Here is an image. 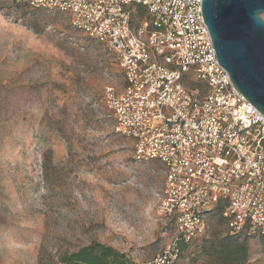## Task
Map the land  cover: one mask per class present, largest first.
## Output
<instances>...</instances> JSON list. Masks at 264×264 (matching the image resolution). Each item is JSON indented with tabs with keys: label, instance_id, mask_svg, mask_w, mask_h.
I'll return each mask as SVG.
<instances>
[{
	"label": "rangeland",
	"instance_id": "374dc122",
	"mask_svg": "<svg viewBox=\"0 0 264 264\" xmlns=\"http://www.w3.org/2000/svg\"><path fill=\"white\" fill-rule=\"evenodd\" d=\"M123 83L69 17L0 0V264H56L93 241L137 264L171 251L175 228L155 208L163 166L134 160L103 106L105 86ZM222 217L173 264H222ZM248 241L245 264H264V236Z\"/></svg>",
	"mask_w": 264,
	"mask_h": 264
},
{
	"label": "built area",
	"instance_id": "2783aa9c",
	"mask_svg": "<svg viewBox=\"0 0 264 264\" xmlns=\"http://www.w3.org/2000/svg\"><path fill=\"white\" fill-rule=\"evenodd\" d=\"M11 1L66 15L118 63L124 83L105 86L107 116L134 160L163 166L155 208L175 228L151 264H173L179 242L206 235L218 204L230 235L264 236V115L214 55L203 0Z\"/></svg>",
	"mask_w": 264,
	"mask_h": 264
},
{
	"label": "water",
	"instance_id": "95a60500",
	"mask_svg": "<svg viewBox=\"0 0 264 264\" xmlns=\"http://www.w3.org/2000/svg\"><path fill=\"white\" fill-rule=\"evenodd\" d=\"M214 55L264 115V0H203Z\"/></svg>",
	"mask_w": 264,
	"mask_h": 264
},
{
	"label": "trees",
	"instance_id": "16d2710c",
	"mask_svg": "<svg viewBox=\"0 0 264 264\" xmlns=\"http://www.w3.org/2000/svg\"><path fill=\"white\" fill-rule=\"evenodd\" d=\"M16 5V4H15ZM17 7L22 8L20 5ZM137 11L140 16L145 14L142 7H137ZM119 69V74L123 78V74L120 71L118 63H116ZM103 106H105V101H103ZM116 137L125 138L124 136H118L113 132ZM222 204L216 205L212 210H210V215L219 211L223 216ZM223 219L224 216L222 217ZM226 221V219H225ZM172 223V222H171ZM206 235H203L204 238ZM249 235L239 234L230 235L227 233L223 237H219L214 243V253L219 258L222 264H245L249 259ZM192 243V242H191ZM190 243L179 242L178 250L179 254L181 251H185ZM154 261V260H153ZM152 261V262H153ZM151 262V263H152ZM150 263V264H151ZM56 264H137L128 253L125 251H120L116 247L105 244L100 241H93L88 245H84L72 252H63L59 255Z\"/></svg>",
	"mask_w": 264,
	"mask_h": 264
}]
</instances>
